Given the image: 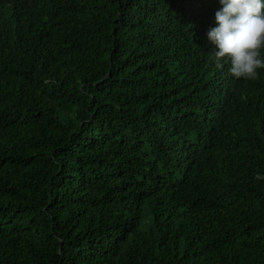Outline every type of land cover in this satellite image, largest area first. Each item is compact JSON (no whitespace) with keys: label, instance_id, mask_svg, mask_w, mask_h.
<instances>
[{"label":"trees","instance_id":"16d2710c","mask_svg":"<svg viewBox=\"0 0 264 264\" xmlns=\"http://www.w3.org/2000/svg\"><path fill=\"white\" fill-rule=\"evenodd\" d=\"M221 7L0 0V264H264V69L216 66Z\"/></svg>","mask_w":264,"mask_h":264},{"label":"clouds","instance_id":"9594fccd","mask_svg":"<svg viewBox=\"0 0 264 264\" xmlns=\"http://www.w3.org/2000/svg\"><path fill=\"white\" fill-rule=\"evenodd\" d=\"M215 27L206 35L215 46L211 52L216 66L227 62L237 79L256 80L264 69V0H219Z\"/></svg>","mask_w":264,"mask_h":264}]
</instances>
